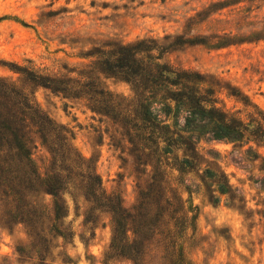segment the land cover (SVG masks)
Listing matches in <instances>:
<instances>
[{
	"label": "rangeland",
	"instance_id": "374dc122",
	"mask_svg": "<svg viewBox=\"0 0 264 264\" xmlns=\"http://www.w3.org/2000/svg\"><path fill=\"white\" fill-rule=\"evenodd\" d=\"M122 46L142 61L119 67ZM156 63L199 74L187 86L213 119L167 117ZM0 76L32 90L85 160L67 176L64 238L50 223L29 235L0 207V264H264V0H0ZM224 117L238 139L220 135ZM113 223L138 243L110 247ZM172 238L186 262L156 243Z\"/></svg>",
	"mask_w": 264,
	"mask_h": 264
},
{
	"label": "trees",
	"instance_id": "16d2710c",
	"mask_svg": "<svg viewBox=\"0 0 264 264\" xmlns=\"http://www.w3.org/2000/svg\"><path fill=\"white\" fill-rule=\"evenodd\" d=\"M124 49L126 50L127 47L122 46L121 55L118 56V61L121 63L119 67H129L142 61L136 57V52L131 55V50L122 55ZM155 68V73L152 70L145 73L151 77L156 74L160 80L166 82L167 101L163 104V111L167 117L173 111H175L174 116L183 111L189 115L198 114L213 119L210 113L215 110V104L213 103L212 106L205 104L208 100L202 97V86H187L190 82L202 83L199 74L193 76L191 72L179 70L165 63H156ZM101 69L100 72L104 73L106 68L101 66ZM140 70L144 72L146 68L141 67ZM28 73L31 75L29 79L33 84L40 83V85L58 90L54 86L55 77H44L49 84H42L43 82L37 79L43 78L41 74H37L35 78L31 72ZM101 91L103 90L100 89ZM209 92L212 93V91ZM165 125L170 126L168 123ZM217 128L221 132L220 135L225 137L238 139L240 135L239 130L229 124L225 117L221 118V124H218ZM42 147L46 149L48 156L41 153ZM61 161L65 165L61 164ZM0 162L3 164V175L1 176L7 188L2 189V196L5 198L0 197V207L3 205L10 208L9 211L4 212V215L14 219L18 218V222L28 228L29 235L34 233L40 236V231H43L41 227L50 223L53 224L51 229L64 238L66 232L58 224H63L61 221L66 214L62 215V211L66 210L67 213L69 207L65 197L66 193L72 197L68 190L67 184L70 182L67 176L69 177L76 168L85 165V160L76 151L69 131L58 125L42 109L35 99L34 92L2 76H0ZM209 173L216 178L213 172ZM220 178L218 189L224 193L230 184L227 179L224 183L220 182ZM96 179L97 176L94 173L93 180ZM2 183L0 182L1 187L4 186ZM71 199L74 201V198ZM117 208L123 211L120 205ZM118 231L113 223L110 247L115 244V247L122 248L128 245L129 248H133L134 244L138 243V239H129L125 232L123 239L120 240ZM156 243L170 249V257H168L170 261L174 258L177 263L186 262L187 256L178 240L172 238ZM156 256L157 254L141 252V263L149 264Z\"/></svg>",
	"mask_w": 264,
	"mask_h": 264
}]
</instances>
